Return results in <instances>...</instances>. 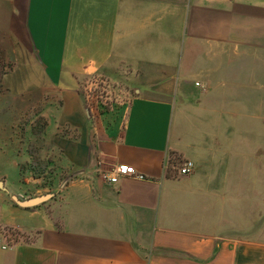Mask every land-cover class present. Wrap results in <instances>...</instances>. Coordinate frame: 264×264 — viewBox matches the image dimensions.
Here are the masks:
<instances>
[{
  "label": "crops",
  "instance_id": "1",
  "mask_svg": "<svg viewBox=\"0 0 264 264\" xmlns=\"http://www.w3.org/2000/svg\"><path fill=\"white\" fill-rule=\"evenodd\" d=\"M0 38L14 94L56 95L57 167L13 155L0 264H264V0H0Z\"/></svg>",
  "mask_w": 264,
  "mask_h": 264
},
{
  "label": "rangeland",
  "instance_id": "2",
  "mask_svg": "<svg viewBox=\"0 0 264 264\" xmlns=\"http://www.w3.org/2000/svg\"><path fill=\"white\" fill-rule=\"evenodd\" d=\"M14 65L11 46L7 39L0 38V179L8 187L17 183L19 174L18 159L13 155L20 157L23 171H31L34 176L39 172L47 171L50 175L57 171L53 143L55 108H45L42 102L46 92L51 93L47 96L51 99L56 95L52 90L33 89L14 94V88L9 86V80L17 74ZM107 91L110 99L113 98L114 92L109 86ZM13 137L18 139L17 143Z\"/></svg>",
  "mask_w": 264,
  "mask_h": 264
},
{
  "label": "built area",
  "instance_id": "3",
  "mask_svg": "<svg viewBox=\"0 0 264 264\" xmlns=\"http://www.w3.org/2000/svg\"><path fill=\"white\" fill-rule=\"evenodd\" d=\"M197 86H200L199 83H196ZM108 84L104 81L90 80L87 85L84 87V94L87 100H90V113H96L101 107L104 108L107 106V103L110 101L108 96ZM124 103V102H122ZM194 170V163L190 160H185L183 164L179 167V173L181 175H188ZM124 176H138L142 178L141 175H137L133 167H128L126 165H121L109 172L102 174V177L110 182L117 183L119 177Z\"/></svg>",
  "mask_w": 264,
  "mask_h": 264
},
{
  "label": "water",
  "instance_id": "4",
  "mask_svg": "<svg viewBox=\"0 0 264 264\" xmlns=\"http://www.w3.org/2000/svg\"><path fill=\"white\" fill-rule=\"evenodd\" d=\"M0 187H2V181H0ZM48 197H49L48 195H45V196L37 197L34 199H29L27 201L22 202V204L24 206H33V205H36V204L42 202L43 200H45Z\"/></svg>",
  "mask_w": 264,
  "mask_h": 264
}]
</instances>
